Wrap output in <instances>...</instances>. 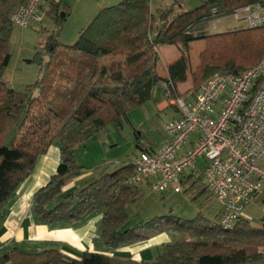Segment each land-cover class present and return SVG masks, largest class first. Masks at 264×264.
I'll list each match as a JSON object with an SVG mask.
<instances>
[{"label": "trees", "instance_id": "1", "mask_svg": "<svg viewBox=\"0 0 264 264\" xmlns=\"http://www.w3.org/2000/svg\"><path fill=\"white\" fill-rule=\"evenodd\" d=\"M25 1L0 0V222L37 158L56 141V170L33 196L32 212L39 222L72 224L100 214L99 236L109 251L142 244L160 233L179 237L162 244L148 259L88 250L76 259L55 248L35 253L13 248L0 257V264H264V215L258 226L242 216L231 229L219 225V215L209 218L201 211L191 219L169 213L125 228L127 208L144 197L139 188L124 183L133 173L129 161L53 204L64 184L83 168L76 155L79 147L105 126L121 129L130 111L153 99L159 82H165L174 99L195 91L216 73H237L264 59V25L211 34L203 27L240 8L264 6V0H205L190 10H183L179 0H169L154 12L150 0H121L101 8L67 45L57 39L69 6L64 0H49L44 16L52 28L40 27L46 32L43 41L27 59L36 64L37 77L14 89L3 78L15 27L9 17ZM200 39L205 47L191 74L190 89L179 92L177 84L187 78L190 43ZM162 45L181 47L166 77L158 73ZM261 84L260 79L254 82L249 98ZM197 177L185 181L184 194L193 200L207 193ZM211 198L208 194L205 202Z\"/></svg>", "mask_w": 264, "mask_h": 264}, {"label": "built area", "instance_id": "2", "mask_svg": "<svg viewBox=\"0 0 264 264\" xmlns=\"http://www.w3.org/2000/svg\"><path fill=\"white\" fill-rule=\"evenodd\" d=\"M45 1L19 4L10 22L18 28L40 27ZM220 17L250 28L264 25V6H248ZM259 79L261 86L249 98ZM166 97L178 117L162 122L166 137L162 146L133 155L129 160L133 173L124 183L180 193L200 158L204 162L201 181L220 206L218 223L231 229L244 208L264 194V59L237 73H216L195 91L174 99L167 91Z\"/></svg>", "mask_w": 264, "mask_h": 264}, {"label": "crops", "instance_id": "3", "mask_svg": "<svg viewBox=\"0 0 264 264\" xmlns=\"http://www.w3.org/2000/svg\"><path fill=\"white\" fill-rule=\"evenodd\" d=\"M47 1L49 0L45 1L43 8H45ZM64 1L69 5V7H71V9L68 11L62 24L58 40H63L64 43H66L65 45L73 43L76 40L80 30L94 18L101 8L111 6L114 4L113 2H115V0ZM227 25V29H239L246 27L245 23H240L235 20ZM11 39H17L16 35L13 34ZM204 46L205 42L203 39L191 42L190 50L187 53L189 60L199 54L204 49ZM158 54V73L161 77H166L167 67L180 56L181 47L180 45H162L158 47ZM189 62L186 80L177 84V90L179 92H185L190 89L191 78ZM167 91L168 88L165 82H159L154 88L153 99L141 106L149 107L150 113H145V116L150 119L149 124L147 123L148 127H145L146 125L143 121H141L137 126L139 128H143L144 126L142 133H147L150 137L146 138L143 136L145 138V142H142L139 139L138 146H140V151L146 149L155 150L162 146L166 140V137L162 132L161 137H154L150 135V133L155 130V127H159L156 125V121H153L156 120L153 118L154 115L159 117L161 113H164L166 116L165 120L178 117L177 108L166 97ZM142 114L144 115L143 112ZM136 133L139 138L142 137L139 131ZM111 151L112 149H108L107 145L103 142H101L100 146L99 144H88V142H86L85 145L79 147L76 155L78 163L83 168L78 175L69 179L64 184L60 196L54 199L53 204L60 201L61 195L69 192L76 193L78 190L98 179L103 174L113 171L116 168L115 165L117 161L107 158V155L111 153ZM58 162L59 145L58 142L55 141L48 148L45 154L37 158L32 172L19 186L14 198L8 205L6 215L3 221L0 222V257L13 248L26 253H35L44 249L55 248L63 255L76 259H78L79 252L84 250L109 254V252L105 251L102 247V241L99 236L100 214L92 215L72 224L62 222L41 223L34 216L32 212L33 196L38 189L47 184L50 176L55 172ZM203 165L204 162L202 160V165H197L195 170L187 174L186 177L188 178L191 174L192 176L196 174L194 177L200 176ZM146 188L148 189L150 186L145 184L139 189L144 193V189ZM252 204L261 205V212L251 215L246 209ZM219 211L220 206L213 199V205L210 207L206 215L209 218H214L216 215H219ZM262 215H264V194H262L255 202L244 208L243 218L247 219L252 225L258 226L259 219ZM173 239V235L165 233L154 235L142 244L130 246L126 251L128 254L127 256L134 259H148L156 254L162 244ZM7 264L13 263L8 262Z\"/></svg>", "mask_w": 264, "mask_h": 264}, {"label": "rangeland", "instance_id": "4", "mask_svg": "<svg viewBox=\"0 0 264 264\" xmlns=\"http://www.w3.org/2000/svg\"><path fill=\"white\" fill-rule=\"evenodd\" d=\"M120 1L121 0H115V2L113 3L117 4ZM179 1L183 10H190L199 6L201 2L205 0ZM168 4L169 0H150V9L152 11H155L156 9ZM70 9L71 7H69V10ZM233 20V18H216L215 20L211 19L203 24V27H205L204 32L207 34H211L212 32L227 30V24L232 23ZM41 26V28H45L48 31L51 30L52 24L48 16H44ZM40 27H37L35 29H33V27L20 29H18V27H14L13 34L16 35L17 39H11L10 41L12 47V55L9 64L3 73V78L8 81V84L14 89H21L24 85L34 82L37 77L38 70L36 64L28 63L27 59L32 57L35 48L39 45V43L43 41V35H45L46 32L42 33L40 31ZM58 42L60 44H66L61 39H59ZM189 61V71L191 78L192 72L199 65V54H197L192 59L190 58ZM142 112L144 113V115L142 114ZM148 112L150 113L149 107L141 106L130 111L128 114V121L123 124V127L121 129H116L110 125L105 126L87 141L88 144H99L100 146L101 142H103L105 145H107L108 149H112L111 153L107 155V158L117 161L115 166L116 168L120 167L124 163L128 162L133 157V155L137 154L140 151V146H138L139 139L142 142H145L144 137H150L147 133H142V130H144V126L143 128H139L137 126L141 121H143L146 125L145 127H148L150 118L148 119L145 116V113ZM153 118L156 119L153 121H156V125L160 128L155 127V130L150 133V135L154 137H161V123L166 121V116L164 113H161L159 117L154 115ZM138 131L142 136L141 138H139L136 133ZM197 165H202V159L199 158L197 160ZM194 176L193 179L198 178ZM208 194V192L206 194H201L193 200L186 196V194H184V191L180 193H175L172 190L157 192L153 191L151 188H146L144 189V197L136 204L130 205L127 208L129 219L125 225V228L134 226L138 221H144L154 216H160L169 213L184 219L193 218L198 211L207 214L210 207L213 205L212 198L205 202V196H207ZM261 207L262 206L259 204H252L246 210L251 215H254L261 212ZM173 236L175 239H177L176 236L179 237L178 235ZM102 247L111 255L121 257H126L128 255L126 251L129 247H122L114 251H109V249L104 247L103 244ZM158 251L156 253H158Z\"/></svg>", "mask_w": 264, "mask_h": 264}]
</instances>
